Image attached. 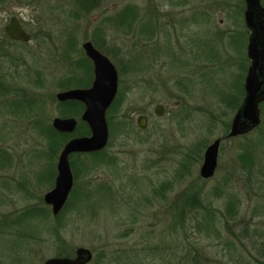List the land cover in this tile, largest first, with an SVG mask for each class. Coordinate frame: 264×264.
Listing matches in <instances>:
<instances>
[{
    "label": "rangeland",
    "instance_id": "374dc122",
    "mask_svg": "<svg viewBox=\"0 0 264 264\" xmlns=\"http://www.w3.org/2000/svg\"><path fill=\"white\" fill-rule=\"evenodd\" d=\"M34 1L0 6V26L17 16L32 35L1 69L33 102L15 106L18 118L3 116L0 105V264L71 258L77 248L90 251L86 264H186L193 251L197 264H264V101L255 128L227 137L249 65L242 1L188 0L209 11V24L202 16L196 26L183 21V34L199 30L190 55L178 50L179 0ZM84 41L113 65L117 92L105 111L101 157H69L74 197L56 223L42 196L64 143L88 129L77 103L76 130L55 132L52 117L76 106L64 113L53 95L90 86ZM38 73L42 84L29 79ZM138 115L147 119L143 130ZM215 139L216 167L203 181L202 155ZM191 197L202 210L188 211Z\"/></svg>",
    "mask_w": 264,
    "mask_h": 264
},
{
    "label": "water",
    "instance_id": "95a60500",
    "mask_svg": "<svg viewBox=\"0 0 264 264\" xmlns=\"http://www.w3.org/2000/svg\"><path fill=\"white\" fill-rule=\"evenodd\" d=\"M246 8L243 14L245 27L249 30L246 45V57L249 65L243 83L244 97L233 115L227 137H235L249 132L259 123L258 105L264 101V6L260 7L258 0H245ZM5 33L12 39L26 41L28 39L16 22H11ZM85 57L92 66V81L86 89H71L56 95L57 100H74L79 102L82 113L79 117L87 129L88 135L72 138L67 141L57 158L56 176L53 187L42 196V202L50 208V214L55 217L69 195L72 187V175L68 164V156L74 153L87 154L102 150L107 143V127L105 111L112 103L117 90V75L111 62L98 52L88 41L81 45ZM156 117H161L162 106L153 109ZM74 119L54 118L51 127L58 132L70 133L75 127ZM139 129L145 127V118L137 117ZM219 139L212 141L203 152L202 162L198 170L200 179L213 175ZM91 260V253L84 248H77L73 257H52L42 264H86Z\"/></svg>",
    "mask_w": 264,
    "mask_h": 264
},
{
    "label": "flooded vegetation",
    "instance_id": "af4514ba",
    "mask_svg": "<svg viewBox=\"0 0 264 264\" xmlns=\"http://www.w3.org/2000/svg\"><path fill=\"white\" fill-rule=\"evenodd\" d=\"M242 1V6H243V11H242V20H243V14H244V11H245V8H246V2H245V0H241ZM5 2V0H0V6H1V4L2 3H4ZM34 2H36L37 4L38 3H42V4H44L45 6H47V7H50L51 5H53V6H55L56 4H55V2H50V0H35ZM60 2V0H58L57 1V3H59ZM66 2H68L67 0H66ZM53 3V4H52ZM185 3H187L188 4V6H187V10H184V9H182L181 7H184L183 5L185 4ZM184 3V0H179V2H178V6H179V8L181 9V10H179L178 11V13H179V17H178V19H179V32L177 33V36H178V39H179V43H178V50H179V52H181V53H184V54H187V55H190L189 53H192V52H194V45H193V43H192V39L193 38H196V36L199 34V30L196 28L195 29V32L193 31V30H191L190 32H188V33H186V34H183V32L185 31L184 30V26H182L183 25V21H185L186 20V22H185V25L186 26H189L190 24H192V25H194V26H196V25H198V24H200V23H198L197 22V17H199V16H202L204 19H206L207 20V24H209V19H208V16H207V14L209 13V11H206V9H205V7H203V5H200V3L199 2H193V1H186ZM258 4H259V6L260 7H263L264 6V0H258ZM186 13V14H185ZM207 16V17H206ZM11 22H16V24L19 26V28L25 33V34H27V36H28V39L26 40V41H22V40H18V39H12V38H10V37H8L7 36V34L5 33V28L11 23ZM38 24H43V23H38ZM26 24L20 19V18H18L17 16H8V17H6V18H4V20L2 21V26H0V105L1 104H3V105H5V107H4V112L2 111V115L4 116V115H11V116H14V117H17L16 115H18V113H16V112H13L12 110H16L17 111V109L18 108H15V106L17 105V104H19V103H25V100H24V98H23V91H22V89H23V87H21L20 85H19V83H21L20 82V80L19 79H17L16 77H14L12 80H9V79H7L6 78V76L4 77L3 76V74H2V67H3V64H4V62L6 61L7 62V60H6V58L7 57H17V56H15L16 55V53H18V50H20V47H23L25 44H27V43H29L30 42V40H31V34L28 32V29L26 28V26H25ZM243 25H244V20H243ZM244 27H245V25H244ZM245 30L247 31V35H246V39H248V36H249V30L245 27ZM85 42V41H84ZM83 43V42H82ZM82 43H81V45H82ZM91 44V43H90ZM81 45H80V48H81ZM92 45V44H91ZM93 46V45H92ZM94 47V46H93ZM82 50V49H81ZM12 51H14V52H12ZM83 52V51H82ZM83 55H84V53H83ZM84 57H85V55H84ZM85 59L86 60H88L86 57H85ZM90 62V61H89ZM13 67H16V66H14V65H11L10 64V69H12ZM92 67V66H91ZM248 68V67H247ZM247 68H246V71H247ZM11 71H13V73H15L14 72V70H11ZM37 72V71H36ZM11 73V72H10ZM246 74V73H245ZM28 75V74H27ZM35 75H37V76H33L34 78L33 79H31V77L29 78L30 80H31V82L32 81H34V80H37L39 83H43V81H42V78H41V76L39 75V73L38 74H35ZM9 81H11V82H9ZM83 81L85 82L86 80H84L83 79ZM9 82V83H8ZM80 82H81V84H83L82 83V79H80ZM64 83H65V85H67V84H71V79L69 78V79H66L65 81H64ZM243 87V86H242ZM87 87H86V85H85V87H79V88H65V90H59V91H57L56 93H54V95H53V99H54V101H55V104L57 105V106H59L60 108L62 107L63 109L61 110L62 112H64V113H66V110H67V108H68V106H69V108H70V106H71V104L72 103H79V102H77V101H74V100H57V98H56V95L57 94H59V93H61V92H65V91H68V90H71V89H86ZM116 92H117V90H116ZM243 97H244V90H243ZM242 100H243V98H242ZM242 100H241V102H242ZM28 101H30V100H28ZM241 102H240V104H241ZM30 103H33L32 101H30L29 103H25L26 105H30ZM80 104V103H79ZM239 104V105H240ZM7 105H9V106H11V107H13V108H9ZM35 105V104H34ZM239 105H238V107H239ZM2 106V105H1ZM82 106V105H81ZM154 109V108H153ZM238 109V108H237ZM236 109V110H237ZM162 110H163V108H162ZM28 111H30L29 109H27L26 110V112H28ZM236 112V111H235ZM235 112H234V114H235ZM23 115H24V113H22ZM22 114H20V115H22ZM22 115V116H23ZM81 115V114H80ZM139 116H142V117H144L145 118V125H146V117L144 116V115H138L137 117H139ZM137 117H136V119H137ZM233 117V116H232ZM18 118V117H17ZM54 118H59V119H74V118H72L71 116L70 117H63L62 116V113L60 114V116H54V117H52V119H51V121L54 119ZM21 119V118H20ZM136 119H135V124H136ZM232 119V118H231ZM75 120V119H74ZM75 122L77 123V121L75 120ZM50 126H51V123H50ZM75 126H76V124H75ZM137 126V125H136ZM52 128V127H51ZM75 128V127H74ZM138 128V127H137ZM145 128V127H144ZM143 128V129H144ZM53 129V128H52ZM143 129H141V130H143ZM54 130V129H53ZM74 130V129H73ZM55 132H57V133H59V134H70V133H65V132H58V131H56V130H54ZM245 134V133H244ZM244 134H242V135H244ZM238 136H241V135H238ZM236 137V136H235ZM72 138H76V137H72ZM72 138H69L67 141H69L70 139H72ZM66 141V142H67ZM220 141V140H219ZM65 142V143H66ZM64 143V144H65ZM63 147V146H62ZM218 148H219V146H218ZM62 149V148H61ZM61 151V150H60ZM60 151H59V153H60ZM2 150H0V157L2 156ZM218 152V151H217ZM74 154H80V153H74ZM74 154H70L69 156H68V164H69V157L71 156V155H74ZM59 155V154H58ZM202 157H203V155H202ZM57 158H58V156H57ZM216 158H217V156H216ZM1 159H2V157H1ZM2 163H4V164H7V166L8 167H10L9 166V162H7L6 160L5 161H1ZM57 162V161H56ZM201 162H202V160H201ZM7 167V168H8ZM215 167H216V165H215ZM69 168H70V165H69ZM214 170H215V168H214ZM54 172H55V176H56V163H55V166H54ZM70 172H71V170H70ZM213 173H214V171H213ZM52 174H53V170H52ZM52 174H51V178H52ZM72 175V174H71ZM55 176H54V179H55ZM213 176V175H212ZM211 176V177H212ZM199 177V176H198ZM211 177H209V178H207V179H201V180H203V181H205V180H208V179H210ZM54 179H53V182H54Z\"/></svg>",
    "mask_w": 264,
    "mask_h": 264
},
{
    "label": "trees",
    "instance_id": "16d2710c",
    "mask_svg": "<svg viewBox=\"0 0 264 264\" xmlns=\"http://www.w3.org/2000/svg\"><path fill=\"white\" fill-rule=\"evenodd\" d=\"M89 60H87V62H88ZM89 69H90V65H89V67H88ZM89 80H90V78H88ZM89 80H88V82H89ZM113 102V101H112ZM74 104H75V108H72L71 109V113L70 114H62V116L63 117H73L74 116V113L77 115V114H79V112H80V110L79 109H81V108H78L77 107V103H72L71 105H72V107L74 106ZM77 104V105H76ZM112 104V103H111ZM110 104V105H111ZM238 108V107H237ZM80 120V119H79ZM81 122V121H80ZM82 123V122H81ZM82 128H83V130L84 129H86V125L84 126V125H82ZM255 128V127H254ZM76 130V128H74V131ZM85 131V130H84ZM73 132V131H72ZM84 133H87V130L84 132ZM81 135H76V136H82V133H80ZM106 145H107V143H106ZM106 147V146H105ZM104 147V148H105ZM104 148L102 149V150H100V151H98V152H93V153H87V154H80V155H91V156H95V157H101V155L103 154V150H104ZM76 155H79V154H76ZM104 161V160H103ZM69 165H70V167H72L73 166V163L70 161V163H69ZM72 179H74L73 177H72ZM72 192H73V180H72V187H71V190H70V192H69V195H71V196H73L74 197V195L72 194ZM68 195V197H67V199L70 197ZM67 199H66V202H67ZM66 202H65V204H66ZM187 205H189L190 206V208H189V210L188 211H191V210H194V209H196V210H202L201 209V206H200V204H199V202L198 201H195V199L193 198V197H191L188 201H187ZM65 204L63 205V207L61 208V210L64 208V206H65ZM184 206H186V204H184ZM61 210L59 211V213L61 212ZM183 212V211H182ZM206 212V211H205ZM204 211H202L201 212V215H203V216H208V213H205ZM59 213L55 216V217H52L53 219H54V221L56 222V223H58V221H59ZM235 213V212H234ZM184 214V213H183ZM210 214V213H209ZM20 223H21V221H20ZM193 250V249H192ZM199 257H198V253L197 252H194L193 251V254L192 255H190V257H189V262H185L186 264L187 263H195V264H197V261L199 260L198 259ZM180 260V259H179ZM181 260L184 262V261H186V258H184V257H181ZM177 264V263H176Z\"/></svg>",
    "mask_w": 264,
    "mask_h": 264
}]
</instances>
